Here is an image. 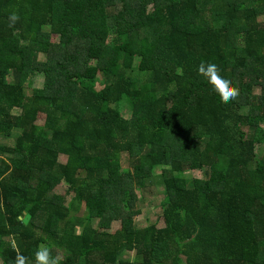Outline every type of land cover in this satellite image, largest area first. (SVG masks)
I'll list each match as a JSON object with an SVG mask.
<instances>
[{"label": "trees", "instance_id": "16d2710c", "mask_svg": "<svg viewBox=\"0 0 264 264\" xmlns=\"http://www.w3.org/2000/svg\"><path fill=\"white\" fill-rule=\"evenodd\" d=\"M260 88L264 0H0V126L20 132L0 146L2 264L41 245L58 264H264ZM161 190L164 225L139 227V192Z\"/></svg>", "mask_w": 264, "mask_h": 264}, {"label": "rangeland", "instance_id": "374dc122", "mask_svg": "<svg viewBox=\"0 0 264 264\" xmlns=\"http://www.w3.org/2000/svg\"><path fill=\"white\" fill-rule=\"evenodd\" d=\"M49 29V28H48ZM52 41L54 43L59 42V35H53L52 36ZM48 48L47 45L43 46V49ZM41 60H45V54L40 55ZM11 76L7 77V80H11ZM97 80V81H96ZM44 75H37L36 77H32L28 80L27 85H26V90L27 92H32V89L36 88H42L44 84ZM71 87H74V84L72 83L70 85ZM90 88L92 87L95 91L99 90L101 88L100 85V79L97 78L95 80H92L87 84ZM91 88V89H92ZM240 90V87H237ZM252 96H254L256 102V98L260 100L262 96L264 95V90L260 88V90H254L252 91ZM263 115H264V109H263ZM46 122V115H43L40 120L39 124L42 126L45 125ZM20 135V132L14 131V129H8V127H3L0 126V146L3 147H13L15 139ZM262 152V151H261ZM262 158L264 157L262 153ZM63 161L65 159L63 158ZM165 171L162 168H157L155 170V173L157 175H160L164 173ZM187 176L189 177H201L202 174L199 171H188ZM67 186L60 184L56 187V191L60 194H63L67 196V204L69 205L72 200L74 199V196L72 194H67L66 193ZM165 199V194L163 193V190L161 192L155 194V195H148V197H144L141 192H139V200L137 201V206L140 208L141 213L137 216L136 222L139 227H147L152 224H158L159 226L164 225V219L162 218V212H163V201ZM94 226H97V220L94 222ZM114 226L118 227V222H115ZM135 256V253H130L127 252L123 255L124 260H132V258ZM0 264H2L0 260Z\"/></svg>", "mask_w": 264, "mask_h": 264}, {"label": "clouds", "instance_id": "9594fccd", "mask_svg": "<svg viewBox=\"0 0 264 264\" xmlns=\"http://www.w3.org/2000/svg\"><path fill=\"white\" fill-rule=\"evenodd\" d=\"M11 19L14 21L16 19L15 15ZM198 72L207 78L222 102H228L238 95L239 89L231 82L230 77L223 74L215 63L201 61L198 66ZM34 255L36 264H58L60 259L59 257L51 256L49 248L44 245L39 246ZM14 264H25V257L17 253Z\"/></svg>", "mask_w": 264, "mask_h": 264}, {"label": "water", "instance_id": "95a60500", "mask_svg": "<svg viewBox=\"0 0 264 264\" xmlns=\"http://www.w3.org/2000/svg\"><path fill=\"white\" fill-rule=\"evenodd\" d=\"M30 218L31 215L29 213L25 217H23V221L25 222V224H28Z\"/></svg>", "mask_w": 264, "mask_h": 264}]
</instances>
